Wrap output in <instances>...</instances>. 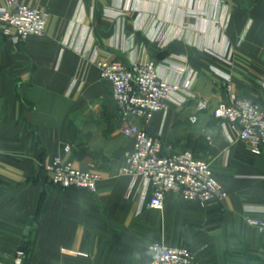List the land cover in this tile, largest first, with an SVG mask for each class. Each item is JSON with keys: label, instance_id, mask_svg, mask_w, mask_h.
Here are the masks:
<instances>
[{"label": "crops", "instance_id": "1", "mask_svg": "<svg viewBox=\"0 0 264 264\" xmlns=\"http://www.w3.org/2000/svg\"><path fill=\"white\" fill-rule=\"evenodd\" d=\"M19 1L47 26L18 44L0 34V264L19 250L23 264H149L155 241L189 248L193 264H264V229L246 220H264V147L253 153L214 116L228 87L264 110V0ZM105 59L154 60L165 80H191L148 130L166 152L207 160L224 201L171 192L152 209L149 184L119 174L133 140L99 77ZM57 154L99 172L97 193L52 184L42 166Z\"/></svg>", "mask_w": 264, "mask_h": 264}, {"label": "built area", "instance_id": "2", "mask_svg": "<svg viewBox=\"0 0 264 264\" xmlns=\"http://www.w3.org/2000/svg\"><path fill=\"white\" fill-rule=\"evenodd\" d=\"M47 15L36 7L19 0H3L0 4V34L18 44L31 36L45 33ZM99 77L112 86L113 98L124 125L122 133L133 140V148L124 155L119 174L134 180L143 178L150 186L148 206L162 210L169 193L178 194L190 202L207 206L224 201L228 194L216 178L211 164L190 150L166 152L161 139L150 134L148 127L155 114L166 108L169 99L179 90H188L191 80L183 85L173 84L160 76L156 61H135L127 64L121 60L105 59L98 64ZM230 102L220 103L215 116L222 125H229L250 150L258 154L264 147V110L259 105L239 98L230 91ZM198 110L207 108L199 103ZM195 123L197 117L192 115ZM69 153L70 147L65 146ZM42 170L52 184L62 189H77L97 193L101 182L99 172L80 169L54 155L43 163ZM248 224L264 229V220L247 218ZM149 264H193L195 255L186 247L171 246L161 241L149 246ZM24 252H17L16 264H23Z\"/></svg>", "mask_w": 264, "mask_h": 264}, {"label": "water", "instance_id": "3", "mask_svg": "<svg viewBox=\"0 0 264 264\" xmlns=\"http://www.w3.org/2000/svg\"><path fill=\"white\" fill-rule=\"evenodd\" d=\"M148 131H149V133H150V134H153V132H151V130H150V129H149Z\"/></svg>", "mask_w": 264, "mask_h": 264}, {"label": "rangeland", "instance_id": "4", "mask_svg": "<svg viewBox=\"0 0 264 264\" xmlns=\"http://www.w3.org/2000/svg\"><path fill=\"white\" fill-rule=\"evenodd\" d=\"M216 110V109H215ZM215 110H214V116H215ZM216 117V116H215Z\"/></svg>", "mask_w": 264, "mask_h": 264}]
</instances>
